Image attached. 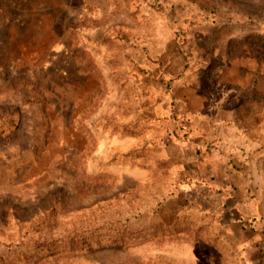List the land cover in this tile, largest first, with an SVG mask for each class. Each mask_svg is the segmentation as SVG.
I'll return each instance as SVG.
<instances>
[{
	"label": "rangeland",
	"instance_id": "rangeland-1",
	"mask_svg": "<svg viewBox=\"0 0 264 264\" xmlns=\"http://www.w3.org/2000/svg\"><path fill=\"white\" fill-rule=\"evenodd\" d=\"M0 264H264V0H0Z\"/></svg>",
	"mask_w": 264,
	"mask_h": 264
},
{
	"label": "trees",
	"instance_id": "trees-1",
	"mask_svg": "<svg viewBox=\"0 0 264 264\" xmlns=\"http://www.w3.org/2000/svg\"><path fill=\"white\" fill-rule=\"evenodd\" d=\"M40 231V227H38ZM147 234L146 229L136 230L132 233H128L125 230L117 229L109 236H101L94 239L91 235L82 234L79 237L71 236L69 238H38L35 240L34 252L31 254L33 256H42L47 254H55L69 249H93L95 247H106L109 245H118L123 243L127 236L141 237Z\"/></svg>",
	"mask_w": 264,
	"mask_h": 264
}]
</instances>
